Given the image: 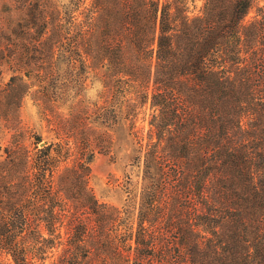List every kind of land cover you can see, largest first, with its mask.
I'll return each mask as SVG.
<instances>
[{
	"label": "trees",
	"instance_id": "1",
	"mask_svg": "<svg viewBox=\"0 0 264 264\" xmlns=\"http://www.w3.org/2000/svg\"><path fill=\"white\" fill-rule=\"evenodd\" d=\"M21 10L0 21V264H264V0ZM123 149L115 205L91 160Z\"/></svg>",
	"mask_w": 264,
	"mask_h": 264
},
{
	"label": "rangeland",
	"instance_id": "2",
	"mask_svg": "<svg viewBox=\"0 0 264 264\" xmlns=\"http://www.w3.org/2000/svg\"><path fill=\"white\" fill-rule=\"evenodd\" d=\"M23 0H0V21L4 24L11 23L19 26L24 24L29 18L28 15L21 10ZM57 7H61L62 0H54ZM200 1H197L199 4ZM36 32V28H33ZM10 71L4 69L0 72V83L8 80ZM94 88L89 89L88 94H93ZM41 100L30 93L26 94L20 101L18 108L21 122L33 127L38 133L43 136V140L54 138V133L49 130V125L44 119L40 102ZM9 107V106H8ZM115 135L120 137V131L116 130ZM53 136V137H52ZM122 142V141H121ZM128 161L126 150L118 152H97L91 160V180L92 186L96 196L103 201H108L115 205H121L124 198V193L121 188L115 183L114 177L122 178L125 164Z\"/></svg>",
	"mask_w": 264,
	"mask_h": 264
}]
</instances>
